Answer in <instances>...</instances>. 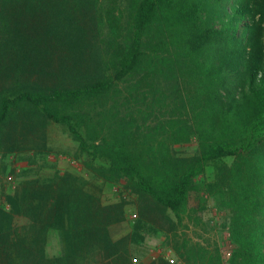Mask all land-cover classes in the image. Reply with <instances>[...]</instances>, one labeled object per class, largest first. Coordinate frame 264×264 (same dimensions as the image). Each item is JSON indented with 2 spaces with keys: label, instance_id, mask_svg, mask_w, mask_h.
Masks as SVG:
<instances>
[{
  "label": "trees",
  "instance_id": "16d2710c",
  "mask_svg": "<svg viewBox=\"0 0 264 264\" xmlns=\"http://www.w3.org/2000/svg\"><path fill=\"white\" fill-rule=\"evenodd\" d=\"M16 3L45 10L32 51L58 66L49 85L1 86L0 132L22 113L64 125L86 170L134 196L139 217L114 239L123 198L104 204L68 171L23 181L0 208V264H134L149 211L202 224L194 195L229 213L228 264H264V0H0V56L15 50ZM193 141L195 155L173 153ZM172 239L186 264H225L216 246Z\"/></svg>",
  "mask_w": 264,
  "mask_h": 264
},
{
  "label": "rangeland",
  "instance_id": "374dc122",
  "mask_svg": "<svg viewBox=\"0 0 264 264\" xmlns=\"http://www.w3.org/2000/svg\"><path fill=\"white\" fill-rule=\"evenodd\" d=\"M45 14L42 8L30 9L26 4L21 3H16L9 10L8 16L12 19L9 27L12 29L15 50H9L0 56V88L17 76L37 85H49L51 82L58 61L47 55L36 58L32 51L35 50V44L39 50L46 37L48 19ZM173 153L177 157H191L197 153V143L193 141L174 146ZM86 161L87 158L78 150L77 141L64 125L48 122L30 113H22L0 132V208L6 207V197L15 193L23 181L46 180L57 173L63 174L68 171L77 177L86 191L104 204L124 199L127 204L126 220L110 227L114 239L124 236L131 231L133 223L139 217L136 212L135 197L120 194L121 186L106 183L95 177L86 170L84 165ZM204 176L206 180L213 179L212 165L207 166ZM122 195H126L125 198ZM201 200L206 205L202 224L188 223L186 228H178L172 214H167L166 219L161 213L149 211L146 218L151 224L146 226L144 231H140L144 240L134 247L133 263L158 264L161 261L162 264H172L165 259L166 253L171 251L176 261L174 264H186L175 253L172 237L175 234H187L202 245L218 247L225 264H228L231 254L227 256V252H232L233 249L229 242V213L220 208L212 197L201 198L199 195H194L191 206L197 207ZM157 225L160 227L159 232L154 231ZM45 250L49 257L61 253L57 231H49Z\"/></svg>",
  "mask_w": 264,
  "mask_h": 264
},
{
  "label": "built area",
  "instance_id": "2783aa9c",
  "mask_svg": "<svg viewBox=\"0 0 264 264\" xmlns=\"http://www.w3.org/2000/svg\"><path fill=\"white\" fill-rule=\"evenodd\" d=\"M0 206H1V200H0ZM231 252H227V256H230ZM165 259L168 260L170 263L174 264L176 261L171 253V251L167 252L165 255Z\"/></svg>",
  "mask_w": 264,
  "mask_h": 264
}]
</instances>
